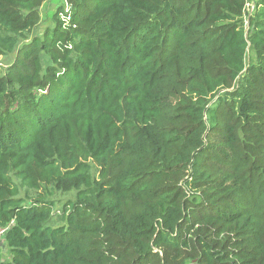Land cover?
I'll use <instances>...</instances> for the list:
<instances>
[{"label":"trees","instance_id":"obj_1","mask_svg":"<svg viewBox=\"0 0 264 264\" xmlns=\"http://www.w3.org/2000/svg\"><path fill=\"white\" fill-rule=\"evenodd\" d=\"M47 1L0 0V264H264V0Z\"/></svg>","mask_w":264,"mask_h":264},{"label":"rangeland","instance_id":"obj_2","mask_svg":"<svg viewBox=\"0 0 264 264\" xmlns=\"http://www.w3.org/2000/svg\"><path fill=\"white\" fill-rule=\"evenodd\" d=\"M50 2H49V0L46 2L47 5L43 6V9H42V12H41V14L43 15L42 18L46 22H47V20H46L45 15L47 14V12H49L51 9H53L55 4H57L58 0H50ZM250 8H251V4L249 3V5H246V7L244 9V16L245 17L249 14V12L251 10ZM0 238H1V236H0ZM4 255H7V252L5 253V251H4Z\"/></svg>","mask_w":264,"mask_h":264},{"label":"built area","instance_id":"obj_3","mask_svg":"<svg viewBox=\"0 0 264 264\" xmlns=\"http://www.w3.org/2000/svg\"><path fill=\"white\" fill-rule=\"evenodd\" d=\"M252 8V7H251ZM250 8V9H251ZM5 231V229L4 228H0V236L3 234V232Z\"/></svg>","mask_w":264,"mask_h":264}]
</instances>
